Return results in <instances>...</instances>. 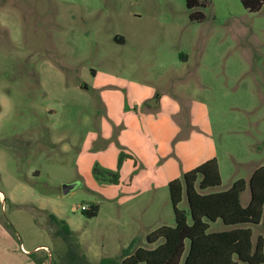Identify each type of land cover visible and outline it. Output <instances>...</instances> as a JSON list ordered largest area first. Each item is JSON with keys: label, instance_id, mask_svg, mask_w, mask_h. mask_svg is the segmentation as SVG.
<instances>
[{"label": "rangeland", "instance_id": "obj_1", "mask_svg": "<svg viewBox=\"0 0 264 264\" xmlns=\"http://www.w3.org/2000/svg\"><path fill=\"white\" fill-rule=\"evenodd\" d=\"M206 2L190 21L184 0H0V264L147 247L174 224L170 180L215 158L221 183L204 192H221L264 166V7ZM250 228L264 237V213Z\"/></svg>", "mask_w": 264, "mask_h": 264}, {"label": "trees", "instance_id": "obj_2", "mask_svg": "<svg viewBox=\"0 0 264 264\" xmlns=\"http://www.w3.org/2000/svg\"><path fill=\"white\" fill-rule=\"evenodd\" d=\"M239 1L251 13L264 7V0ZM206 3V0H184L190 21L203 20V13L195 9L205 7ZM129 157L120 152L117 167L120 168L123 159ZM93 174L101 175L103 171L95 167ZM106 175L110 182L117 183L116 173L106 172ZM220 183L219 166L215 158L188 170L181 179L170 180L168 193L173 226L161 225L148 233L145 240L152 247L137 246L131 251L136 243L131 241L120 256L102 258L98 264H264V237L258 235L253 241L250 228L259 225L264 213V166L254 169L247 180H235L224 191L204 192ZM246 188L249 198L246 205L242 206L240 194ZM183 194L188 211L178 208ZM87 207L86 211H81L84 216L95 217L98 206L90 204ZM216 221H220L227 229L208 231L209 224ZM48 223L56 227L57 235L65 243L69 238L73 239L72 231L63 220L49 214Z\"/></svg>", "mask_w": 264, "mask_h": 264}, {"label": "water", "instance_id": "obj_3", "mask_svg": "<svg viewBox=\"0 0 264 264\" xmlns=\"http://www.w3.org/2000/svg\"><path fill=\"white\" fill-rule=\"evenodd\" d=\"M74 186H75L74 184H63L62 185V194L66 195ZM171 206H172V204H171Z\"/></svg>", "mask_w": 264, "mask_h": 264}, {"label": "built area", "instance_id": "obj_4", "mask_svg": "<svg viewBox=\"0 0 264 264\" xmlns=\"http://www.w3.org/2000/svg\"><path fill=\"white\" fill-rule=\"evenodd\" d=\"M88 209L87 205H82L80 206V211H86ZM20 250L23 252V253H27V251L23 248L22 245H20Z\"/></svg>", "mask_w": 264, "mask_h": 264}, {"label": "crops", "instance_id": "obj_5", "mask_svg": "<svg viewBox=\"0 0 264 264\" xmlns=\"http://www.w3.org/2000/svg\"><path fill=\"white\" fill-rule=\"evenodd\" d=\"M254 241V240H253Z\"/></svg>", "mask_w": 264, "mask_h": 264}]
</instances>
